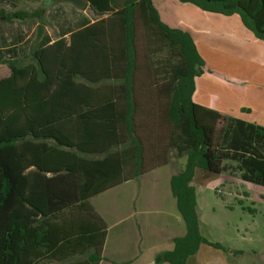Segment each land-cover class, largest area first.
I'll list each match as a JSON object with an SVG mask.
<instances>
[{
    "label": "trees",
    "instance_id": "16d2710c",
    "mask_svg": "<svg viewBox=\"0 0 264 264\" xmlns=\"http://www.w3.org/2000/svg\"><path fill=\"white\" fill-rule=\"evenodd\" d=\"M85 1L95 18L52 42L46 6L0 9L1 21L37 22L24 61L0 59L9 70L0 78V264H97L106 224L88 199L165 165L170 149L185 155L170 177L185 233L154 262L187 264L202 243L226 252L200 230L193 177L230 160L243 181L264 185V126L193 102L205 62L152 0ZM179 1L238 13L264 41V0Z\"/></svg>",
    "mask_w": 264,
    "mask_h": 264
},
{
    "label": "crops",
    "instance_id": "0c3cea01",
    "mask_svg": "<svg viewBox=\"0 0 264 264\" xmlns=\"http://www.w3.org/2000/svg\"><path fill=\"white\" fill-rule=\"evenodd\" d=\"M152 3L165 24L171 28L190 31L193 34L195 45L205 60V71L194 79L193 102L227 116L264 126V122L251 121L249 116L252 112H242L240 105L239 107L228 108V104L225 106V103H217L216 96L210 98L211 91L215 90L206 87L211 82L222 83L221 81H214L218 79L212 74L221 77L229 73L225 70L221 71L214 63L217 55L221 54L217 51L226 53L223 50L224 47L208 42L211 25L218 23L223 30V34L220 36L229 38L234 46L241 48V51H234L235 62L242 64L238 69L250 71L243 76L237 74L239 83L246 84L253 80L258 82L256 86H253L255 89L253 93L257 95L258 101H264V41L257 38L251 30L243 25L240 16L202 10L191 3H183L179 0H152ZM191 11H194L193 15L197 16L194 19L188 17ZM82 17L83 15L79 16L77 24L81 25ZM61 34L62 31L59 33V37ZM45 35L49 36L50 42L57 39L51 38L47 32ZM0 39L3 41L4 37L0 36ZM208 45L212 46L211 49ZM4 58L11 57L0 54V59ZM0 66L4 68L1 63ZM258 87L261 88V91ZM153 170L108 188L88 199L93 210L106 224L102 259L97 264L122 262L126 264H156L154 262L155 256L158 253L171 250L174 246L173 238L185 233V223L178 211L176 198L170 189V177L177 172H172L165 178L159 177L161 180H156L157 175L155 174L152 188L147 186V182L153 178H148L147 175ZM198 171L200 170L196 169L193 185ZM200 224L199 221V226H201ZM214 242L222 244L219 241ZM227 249L225 252L202 243L199 245L196 254L187 259V264H247L242 262L243 251L241 249L231 247Z\"/></svg>",
    "mask_w": 264,
    "mask_h": 264
},
{
    "label": "rangeland",
    "instance_id": "374dc122",
    "mask_svg": "<svg viewBox=\"0 0 264 264\" xmlns=\"http://www.w3.org/2000/svg\"><path fill=\"white\" fill-rule=\"evenodd\" d=\"M38 6H46L47 8L44 15V32H47L53 39L58 38L61 31L65 30L63 33H67L78 28L80 25L77 23L80 15L90 19L95 18L88 7L80 9L69 2L49 4L45 0H0V9L5 10V12L14 10L32 11ZM193 12L191 11L188 17L192 19L197 17L193 15ZM230 15L240 16L238 13ZM230 22L232 23V21ZM36 25L35 20L21 21L14 19L10 22L0 20V36L4 37L3 41L0 39V54L24 61L23 58L27 56L28 49L34 41ZM210 31L208 42L224 47L223 50L226 52L217 51L221 54L217 55V58L215 57L214 63L218 69L229 73L221 77L212 74L213 77L218 79L214 81H221L222 83L215 84L211 82L206 86L215 90L211 91V97H209L214 98L216 96L218 99L216 102L225 103V106L228 104V108L239 107L240 105L242 112H252L249 116L251 121L264 122V101H258L257 95L253 93V90H255L253 86H256L258 82L253 80L242 84L239 83L237 77V74L243 76L250 72L238 69L242 64L235 62L234 51H241V48L234 46L229 38H225L223 35L220 36V34H223V30L218 23L211 25ZM188 33L194 41L193 34L190 31ZM211 47L209 46V49ZM165 54L164 50L158 51L155 53L154 58L160 64L166 56ZM201 57L204 60L203 56ZM8 71L5 65L4 68L0 66V78L5 77L9 73ZM209 72L211 71L209 70ZM258 89L261 91L260 87ZM184 162L185 155H178L175 149H170L168 165L155 168L147 177L153 178L156 174V180H161L159 177L163 176L165 178L166 175L172 172L178 173ZM224 165V170L219 174L205 169H199L200 171L197 173L194 187L196 191V211L201 223L200 230L210 240L219 241L225 246L228 245L227 248L241 249L243 251L242 262L264 264V185L243 181L240 178V171L236 162L225 160ZM154 171L156 173H153ZM153 185L154 178L147 182V186L153 188ZM83 256L78 255L67 261ZM40 264L61 263L45 259Z\"/></svg>",
    "mask_w": 264,
    "mask_h": 264
},
{
    "label": "water",
    "instance_id": "95a60500",
    "mask_svg": "<svg viewBox=\"0 0 264 264\" xmlns=\"http://www.w3.org/2000/svg\"><path fill=\"white\" fill-rule=\"evenodd\" d=\"M45 1L49 4L69 2L80 9H86L88 7V3L85 0H45Z\"/></svg>",
    "mask_w": 264,
    "mask_h": 264
}]
</instances>
